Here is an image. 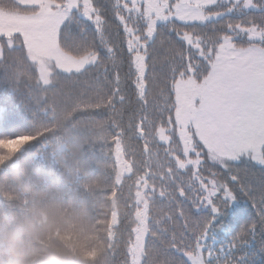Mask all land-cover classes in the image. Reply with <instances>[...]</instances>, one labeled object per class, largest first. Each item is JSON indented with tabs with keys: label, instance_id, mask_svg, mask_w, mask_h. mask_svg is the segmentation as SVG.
<instances>
[{
	"label": "snow or ice",
	"instance_id": "snow-or-ice-1",
	"mask_svg": "<svg viewBox=\"0 0 264 264\" xmlns=\"http://www.w3.org/2000/svg\"><path fill=\"white\" fill-rule=\"evenodd\" d=\"M0 80L50 121L0 138L18 144L0 167L57 117L101 146L127 209L111 264L264 255V0H0ZM241 215L227 244L210 243Z\"/></svg>",
	"mask_w": 264,
	"mask_h": 264
},
{
	"label": "trees",
	"instance_id": "trees-1",
	"mask_svg": "<svg viewBox=\"0 0 264 264\" xmlns=\"http://www.w3.org/2000/svg\"><path fill=\"white\" fill-rule=\"evenodd\" d=\"M49 122L33 117L0 80V138L32 134ZM56 123L55 134L30 142L0 167V264H111L107 238L117 214L127 209L115 191L109 194L110 164L101 157L100 145L89 148L60 117ZM17 147L0 142V155ZM235 207L251 210L242 195ZM243 222L241 215L214 227L210 243L227 244ZM251 259L264 264V255Z\"/></svg>",
	"mask_w": 264,
	"mask_h": 264
},
{
	"label": "rangeland",
	"instance_id": "rangeland-1",
	"mask_svg": "<svg viewBox=\"0 0 264 264\" xmlns=\"http://www.w3.org/2000/svg\"><path fill=\"white\" fill-rule=\"evenodd\" d=\"M124 167H125V166L121 163V165H120V167H119V169H118V178H119L120 175L123 174V172H124Z\"/></svg>",
	"mask_w": 264,
	"mask_h": 264
}]
</instances>
